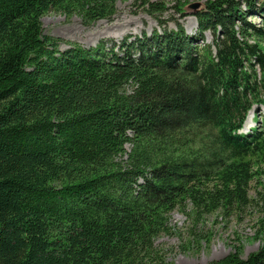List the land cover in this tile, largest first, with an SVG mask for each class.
<instances>
[{"label":"trees","instance_id":"trees-1","mask_svg":"<svg viewBox=\"0 0 264 264\" xmlns=\"http://www.w3.org/2000/svg\"><path fill=\"white\" fill-rule=\"evenodd\" d=\"M116 1L0 0V264H146L177 208L197 221L264 189V0H205L192 32L110 48L43 32L50 9L90 26ZM260 242L207 264H264Z\"/></svg>","mask_w":264,"mask_h":264},{"label":"rangeland","instance_id":"rangeland-1","mask_svg":"<svg viewBox=\"0 0 264 264\" xmlns=\"http://www.w3.org/2000/svg\"><path fill=\"white\" fill-rule=\"evenodd\" d=\"M164 5V8H153L141 4V0L116 1V13L111 19H100L85 26L76 14L66 16L50 9L41 17L43 32L61 39L59 49L68 47V42H78L84 47H95L104 43L110 48L123 37L150 34L153 29H174L180 24L190 33L196 27L193 10L200 7L205 0H187L181 13L179 0H150ZM261 2V0H257ZM260 17L251 18V22L260 24ZM209 32L205 33V41L211 42ZM128 37V38H129ZM257 113L264 111L259 107ZM253 113L249 111L241 132L255 125ZM129 149V146H125ZM249 197L252 201L240 210L216 211L203 219H192L190 204L185 210L176 209L170 214L169 232L161 233L154 241L156 253L146 264H207L226 256L240 248L242 258L256 251L261 245L264 235V189L252 181L249 186ZM261 235V236H260Z\"/></svg>","mask_w":264,"mask_h":264}]
</instances>
